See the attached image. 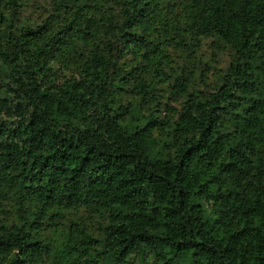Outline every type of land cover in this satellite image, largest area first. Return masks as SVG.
I'll return each mask as SVG.
<instances>
[{
	"label": "trees",
	"instance_id": "1",
	"mask_svg": "<svg viewBox=\"0 0 264 264\" xmlns=\"http://www.w3.org/2000/svg\"><path fill=\"white\" fill-rule=\"evenodd\" d=\"M25 7L0 0V264H264V0Z\"/></svg>",
	"mask_w": 264,
	"mask_h": 264
},
{
	"label": "rangeland",
	"instance_id": "2",
	"mask_svg": "<svg viewBox=\"0 0 264 264\" xmlns=\"http://www.w3.org/2000/svg\"><path fill=\"white\" fill-rule=\"evenodd\" d=\"M50 0H26V7L23 12L24 18H35L40 15L46 16L49 9ZM209 44L204 46L202 52V59L211 66L210 72H213L214 67L219 69L226 68L229 62V56L224 52H217L215 49L211 48L210 41ZM216 60V61H215ZM165 88V87H164ZM171 258L172 255H169ZM135 264H154L152 258H146L144 260L134 259ZM177 264H188V261H179Z\"/></svg>",
	"mask_w": 264,
	"mask_h": 264
}]
</instances>
